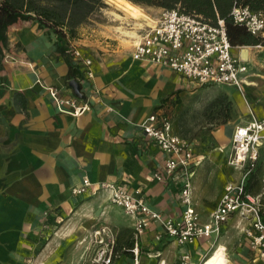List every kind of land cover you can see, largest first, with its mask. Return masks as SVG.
<instances>
[{
    "label": "crops",
    "instance_id": "obj_1",
    "mask_svg": "<svg viewBox=\"0 0 264 264\" xmlns=\"http://www.w3.org/2000/svg\"><path fill=\"white\" fill-rule=\"evenodd\" d=\"M130 1L144 14L130 16L103 0L123 11H115L122 16L120 25L95 27L89 17L71 34L67 26L56 30L36 18L19 20L0 41V264H90L100 237L124 245L112 264H179L186 252L200 264L220 243L230 264L264 261L241 231L237 215L219 234L190 243L180 244L154 220L135 236L137 219L99 190L101 182H113L143 197L163 217L180 216L182 180L154 177L164 172L167 154L142 128L149 115L164 114L172 131L193 149L192 200L205 222L226 185L241 178V170L228 161L234 129L264 116V45L233 44V53L248 66L243 90L199 84L133 57L138 36L129 25H151L164 9L176 6L215 23L230 17L236 0ZM73 45L92 58L93 77L69 53ZM49 87L79 97L90 109L76 116L61 112ZM85 178L92 182L88 191L73 194ZM246 189L261 195L264 206V141ZM131 232L135 235L129 238ZM130 242L132 248L126 249Z\"/></svg>",
    "mask_w": 264,
    "mask_h": 264
},
{
    "label": "built area",
    "instance_id": "obj_2",
    "mask_svg": "<svg viewBox=\"0 0 264 264\" xmlns=\"http://www.w3.org/2000/svg\"><path fill=\"white\" fill-rule=\"evenodd\" d=\"M231 17L235 23L264 39L263 12L235 3ZM129 27L137 30L138 37L133 49L135 59L167 66L199 84H231L243 90L242 75L248 66L232 51L233 44L224 18L211 23L197 12L176 6L164 9L151 25ZM257 46L263 45L259 43ZM69 53L82 62L85 75L93 77L92 58L84 56L75 45L71 46ZM49 91L61 112L76 116L90 109V105L77 96L61 95L56 87H49ZM142 128L145 135L167 154L164 172H155L154 177L158 180L181 179L180 201L184 207L178 218L163 217L143 197L120 189L113 182H101L99 190L107 191L112 203L137 219L136 236L154 220L160 222L164 231L180 244L190 243L201 237L219 234L222 225L237 215L238 225L248 237L251 247L259 250L264 258L262 197L246 189L247 180L257 164L259 147L264 141V116H253L249 123L236 126L228 161L241 170V178L238 183L226 185L217 207L205 222L201 221L199 212L193 206L191 180L196 164L189 140L172 131V121L164 114L149 115ZM91 184V180L85 178L81 185L72 188V192L83 194ZM133 251L138 254L137 243ZM117 256L116 239L100 237L96 240L90 264H112ZM179 264L194 263L186 252L181 254Z\"/></svg>",
    "mask_w": 264,
    "mask_h": 264
},
{
    "label": "trees",
    "instance_id": "obj_3",
    "mask_svg": "<svg viewBox=\"0 0 264 264\" xmlns=\"http://www.w3.org/2000/svg\"><path fill=\"white\" fill-rule=\"evenodd\" d=\"M235 3L264 13V0H236ZM104 6L103 0H0V41L6 40L5 32L12 24L35 18L43 26L55 27L56 30H63L67 26L70 33L74 34L77 26L86 22L89 17L93 18ZM225 21L232 44L264 45V39L252 34L245 26L235 23L231 14ZM262 214L264 219V206ZM132 245L133 242H130L126 249L132 248ZM116 247H119L117 240Z\"/></svg>",
    "mask_w": 264,
    "mask_h": 264
},
{
    "label": "bare ground",
    "instance_id": "obj_4",
    "mask_svg": "<svg viewBox=\"0 0 264 264\" xmlns=\"http://www.w3.org/2000/svg\"><path fill=\"white\" fill-rule=\"evenodd\" d=\"M109 1L113 2L118 8H120L130 16L138 18L142 14H144L142 8L134 4L130 0H109ZM115 18L119 19L122 18V16L120 15V13H116ZM200 264H230V259L227 254V247L221 243L217 244L215 248L200 262Z\"/></svg>",
    "mask_w": 264,
    "mask_h": 264
},
{
    "label": "rangeland",
    "instance_id": "obj_5",
    "mask_svg": "<svg viewBox=\"0 0 264 264\" xmlns=\"http://www.w3.org/2000/svg\"><path fill=\"white\" fill-rule=\"evenodd\" d=\"M120 12V13H123V11L115 8L114 6H110L108 5L107 3H105V6H104V11H101V12H98V13H95L92 17H93V22L92 24H94L93 26L95 27H101V25H99L100 23L102 24H105V25H120V21H121V18L119 19H116L115 16H116V12ZM124 14V13H123ZM99 23V24H98ZM233 92H236L237 90L236 89H232ZM244 221V219H243ZM128 231H126L127 233ZM136 232V230H135ZM122 234V233H121ZM128 234V233H127ZM135 235V233L131 232L129 233L128 236H130L129 238L133 237ZM125 236V235H124ZM136 236V235H135ZM128 238V239H129ZM124 245H119V247H117L118 249V256L121 254V251L123 249ZM117 256V257H118ZM264 260V259H263ZM259 264H264V261H261V262H258Z\"/></svg>",
    "mask_w": 264,
    "mask_h": 264
},
{
    "label": "water",
    "instance_id": "obj_6",
    "mask_svg": "<svg viewBox=\"0 0 264 264\" xmlns=\"http://www.w3.org/2000/svg\"><path fill=\"white\" fill-rule=\"evenodd\" d=\"M71 85L74 87L76 94L82 96L80 83L77 80L73 79L71 80Z\"/></svg>",
    "mask_w": 264,
    "mask_h": 264
}]
</instances>
